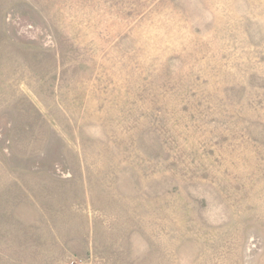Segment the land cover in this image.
Listing matches in <instances>:
<instances>
[{
	"label": "rangeland",
	"instance_id": "rangeland-1",
	"mask_svg": "<svg viewBox=\"0 0 264 264\" xmlns=\"http://www.w3.org/2000/svg\"><path fill=\"white\" fill-rule=\"evenodd\" d=\"M0 264H264V0H0Z\"/></svg>",
	"mask_w": 264,
	"mask_h": 264
}]
</instances>
